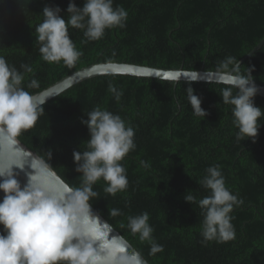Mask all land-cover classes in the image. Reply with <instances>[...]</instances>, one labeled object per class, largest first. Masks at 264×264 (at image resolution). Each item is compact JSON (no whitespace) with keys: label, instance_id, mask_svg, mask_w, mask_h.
<instances>
[{"label":"trees","instance_id":"obj_1","mask_svg":"<svg viewBox=\"0 0 264 264\" xmlns=\"http://www.w3.org/2000/svg\"><path fill=\"white\" fill-rule=\"evenodd\" d=\"M78 7L83 0H74ZM69 0H0V56L25 73L22 87L35 94L70 73L96 62H132L158 67L216 70L228 57L239 61L264 38V0H113L128 12L126 25L106 29L97 41L82 43L83 31L69 28L82 52L74 67L42 60L35 26L43 21L45 5L59 6L67 20ZM264 85V44L240 65ZM37 86L29 88L32 80ZM111 82L123 92L119 102L108 91ZM200 97L206 117L193 115L187 88ZM208 81L165 80L130 74L88 78L42 105L35 125L18 137L45 160L72 187L80 186L74 151H85L89 130L81 123L87 112L100 106L118 114L131 127L135 149L121 164L128 187L115 196L104 191L90 203L100 211L151 264H264V116L258 135L237 140L232 106L225 105L220 89ZM235 95V89L233 90ZM254 104L264 109L257 93ZM150 167L144 168L140 161ZM219 165L226 187L243 203L230 214L235 238L224 243L202 242L203 214L198 201L209 193L199 181L206 169ZM192 195L190 203L185 196ZM121 215L109 216V209ZM149 214L154 241L163 251L150 254L127 228L128 217ZM121 224L124 227H121ZM3 226L0 225V234Z\"/></svg>","mask_w":264,"mask_h":264},{"label":"clouds","instance_id":"obj_2","mask_svg":"<svg viewBox=\"0 0 264 264\" xmlns=\"http://www.w3.org/2000/svg\"><path fill=\"white\" fill-rule=\"evenodd\" d=\"M61 11L59 6L45 5L43 21L34 31L42 60L49 64L63 62L67 67H74L82 55L69 36V28L82 30L86 38L82 43H87L101 39L106 29L125 27L128 18L122 6L113 7V0H83L82 7L69 0L67 20L60 15ZM21 68L23 72L0 56V137L5 141L0 149L7 148L0 157V191L4 193L0 200V225L3 226L0 264H144L140 253L129 251L128 244L108 221L93 212L90 204L91 198L98 196L93 185L100 180L105 182L104 191L110 195L127 189L126 169L121 161L136 147L133 127L120 115L100 106L87 112L88 118L81 121L89 130L87 150L73 152L75 171L82 174L81 183L78 187L68 185L48 163L51 152L47 153V160L41 159L16 140L35 125L44 112L42 105L51 96L26 91L22 82L25 73H32L33 69L28 64H22ZM199 78L195 72L189 80ZM208 81L225 85L219 94L225 105L232 106V123L238 129L236 139L252 138L255 142L261 126L258 120L264 116V109L254 104L259 88L251 70L247 75L241 74L240 63L228 57L218 65L215 79ZM36 86L34 79L28 84L29 88ZM108 91L120 101L123 92L111 82ZM187 99L194 116L206 117L201 99L191 86L187 88ZM140 164L150 167L143 160ZM20 172L27 176L23 186L17 179ZM199 183L209 193L198 201L203 214L202 242L224 243L234 239L230 214L243 201L226 187L219 165L208 167ZM185 200L192 203L195 197L187 195ZM118 215H121L119 209H109V216ZM127 219L131 234L151 244V255L163 251V246L152 237L147 212Z\"/></svg>","mask_w":264,"mask_h":264},{"label":"water","instance_id":"obj_3","mask_svg":"<svg viewBox=\"0 0 264 264\" xmlns=\"http://www.w3.org/2000/svg\"><path fill=\"white\" fill-rule=\"evenodd\" d=\"M264 44V38L244 57H242L238 62L240 65L247 60L256 50H258ZM197 72L199 74V79L195 81H208L215 79L216 70H207L205 68L192 70L186 69L183 66L180 68H169V67H158L153 65H146V64H139V63H132V62H118V61H104V62H96L87 66H84L69 75L63 77L62 79L58 80L51 86L47 87L46 89L39 91L33 95H51L46 99V102L55 98L62 92L66 91L67 89L71 88L72 86L95 76L105 75V74H130L136 76H144V77H152V78H159L165 80H173L175 82L180 80H189L193 73ZM173 75H178V79H172ZM209 82V81H208ZM256 85L259 88L258 94L264 97V85L255 81ZM45 102V103H46ZM44 103V104H45ZM16 140L21 144L25 149L32 151L36 154L39 158L44 159L40 156L36 151L29 148L19 137H16ZM0 144H5V141L2 137H0ZM7 148L0 149V157H2ZM45 160V159H44ZM52 167V166H51ZM26 169L31 171L30 168L26 165ZM53 171L55 172L56 176L62 179L64 182V178L52 167ZM16 171H20L16 169ZM17 179L20 181L21 186L27 182V176L24 172H20ZM70 185L68 182H66ZM71 186V185H70ZM4 193L0 191V200H2ZM91 207L94 213L98 214L102 220L108 221L109 224L111 222L100 212L98 211L92 203ZM112 225V224H111ZM114 232L118 234L123 240L128 244L129 251H136L140 253L143 258L144 264H151L150 261L114 226L112 225Z\"/></svg>","mask_w":264,"mask_h":264}]
</instances>
